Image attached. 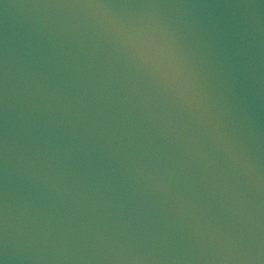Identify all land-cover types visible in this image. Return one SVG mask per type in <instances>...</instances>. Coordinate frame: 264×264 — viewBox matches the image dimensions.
<instances>
[{
  "label": "water",
  "instance_id": "water-1",
  "mask_svg": "<svg viewBox=\"0 0 264 264\" xmlns=\"http://www.w3.org/2000/svg\"><path fill=\"white\" fill-rule=\"evenodd\" d=\"M101 2L0 0V255L264 264V0ZM112 16L170 38L179 72Z\"/></svg>",
  "mask_w": 264,
  "mask_h": 264
},
{
  "label": "clouds",
  "instance_id": "clouds-1",
  "mask_svg": "<svg viewBox=\"0 0 264 264\" xmlns=\"http://www.w3.org/2000/svg\"><path fill=\"white\" fill-rule=\"evenodd\" d=\"M123 38L142 63L155 64L162 70L171 66L173 71L179 72V58L175 52V45L167 36L153 35L142 30H127ZM183 83L177 80L176 87H181Z\"/></svg>",
  "mask_w": 264,
  "mask_h": 264
},
{
  "label": "snow or ice",
  "instance_id": "snow-or-ice-1",
  "mask_svg": "<svg viewBox=\"0 0 264 264\" xmlns=\"http://www.w3.org/2000/svg\"><path fill=\"white\" fill-rule=\"evenodd\" d=\"M82 6L85 7H94L98 9H109L113 7V5L106 4L101 2V0H81ZM111 24L117 31L121 32L123 35L127 32V28L123 21L119 17L112 16ZM3 73L2 69H0V110H2L3 104V85H2ZM2 151H3V138L2 134H0V175H2ZM5 226V211H4V199H3V191L0 190V246L3 244V232ZM0 264H6L5 258L0 255Z\"/></svg>",
  "mask_w": 264,
  "mask_h": 264
}]
</instances>
